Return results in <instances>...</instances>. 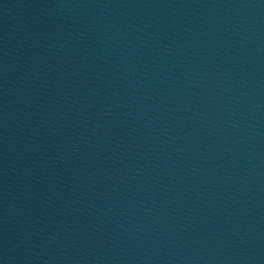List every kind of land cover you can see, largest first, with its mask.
I'll return each mask as SVG.
<instances>
[{
  "label": "water",
  "instance_id": "95a60500",
  "mask_svg": "<svg viewBox=\"0 0 264 264\" xmlns=\"http://www.w3.org/2000/svg\"><path fill=\"white\" fill-rule=\"evenodd\" d=\"M0 264H264V0H0Z\"/></svg>",
  "mask_w": 264,
  "mask_h": 264
}]
</instances>
